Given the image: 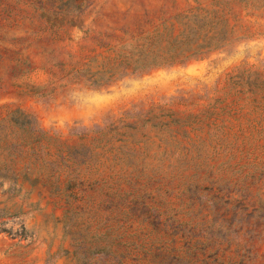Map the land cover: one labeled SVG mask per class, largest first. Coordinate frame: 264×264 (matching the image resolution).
<instances>
[{"label": "rangeland", "instance_id": "rangeland-1", "mask_svg": "<svg viewBox=\"0 0 264 264\" xmlns=\"http://www.w3.org/2000/svg\"><path fill=\"white\" fill-rule=\"evenodd\" d=\"M0 209V264H264V0H0Z\"/></svg>", "mask_w": 264, "mask_h": 264}, {"label": "trees", "instance_id": "trees-1", "mask_svg": "<svg viewBox=\"0 0 264 264\" xmlns=\"http://www.w3.org/2000/svg\"><path fill=\"white\" fill-rule=\"evenodd\" d=\"M130 58V57H129ZM149 57L144 56L142 59H136L134 61L135 66L133 70H139V69H149V68H156V67H169L176 63L182 64V57H179V55L171 54V55H165V56H153L151 59H148ZM26 126V131H29L31 133V141L29 145L32 149V155H34L37 158H41L40 151L43 142L47 141L48 138L46 137V132L34 130L33 127L30 125V123L27 121L24 123ZM33 144H35V147H33ZM50 156V155H48ZM44 160V159H43ZM20 214V212H18ZM9 216L5 209H0V219L5 218ZM3 223H0V226ZM0 233L7 234L10 236V231L4 228H0ZM21 240H25L26 238V232L23 227H21V230L19 231L17 235Z\"/></svg>", "mask_w": 264, "mask_h": 264}]
</instances>
